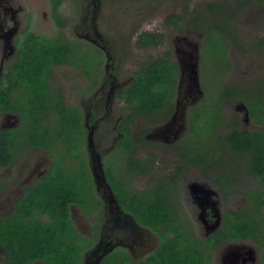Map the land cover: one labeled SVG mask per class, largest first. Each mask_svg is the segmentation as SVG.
Returning a JSON list of instances; mask_svg holds the SVG:
<instances>
[{
    "label": "flooded vegetation",
    "instance_id": "af4514ba",
    "mask_svg": "<svg viewBox=\"0 0 264 264\" xmlns=\"http://www.w3.org/2000/svg\"><path fill=\"white\" fill-rule=\"evenodd\" d=\"M195 3L0 0V134L16 142L10 163L0 165V217L10 216L27 192L66 187L82 206L68 204L72 234L61 238L76 248L79 264H104L122 253L126 264H138L159 250V234L170 240L172 232L182 246L204 244L209 264H225L223 255L231 254L235 264H264V206L246 208V192L256 191L260 179L245 170L248 152L236 151L230 137L223 145L215 141V134L264 131V80L257 75L264 72V0H234L224 11L213 1L201 10ZM212 5L216 13L209 12ZM39 16L49 33L39 30ZM216 29L222 41L214 46ZM142 38L153 41L142 47ZM177 38L185 49L188 41L197 44L199 56L202 50L213 56L220 47L227 62L219 68L237 79L220 81L216 92L204 93L200 84L198 94L185 78L179 82L178 71L168 108L129 111L121 93L128 92L133 74L167 53L176 63ZM166 42L169 51L144 56ZM38 47L48 54L56 48L40 66ZM199 106L202 117L212 119L209 127L198 118ZM117 186L161 196L168 215L155 231L119 204ZM236 222H248L254 234L229 237ZM6 257L1 247L0 264Z\"/></svg>",
    "mask_w": 264,
    "mask_h": 264
},
{
    "label": "trees",
    "instance_id": "16d2710c",
    "mask_svg": "<svg viewBox=\"0 0 264 264\" xmlns=\"http://www.w3.org/2000/svg\"><path fill=\"white\" fill-rule=\"evenodd\" d=\"M217 10L216 5L209 7V12L216 13ZM214 17L219 18L221 14L214 15ZM204 20L205 17L199 19V21ZM216 33H218L217 29L213 35L214 46L222 41ZM152 41L148 42L142 38L141 45L142 47L146 44L151 45ZM156 43L155 41L153 44ZM38 48L36 64L40 66L44 59L55 54L56 48H49L50 55L46 52V48ZM219 50H221L220 47ZM219 50L217 48L213 57L221 64L226 61V57L221 55ZM40 72L38 70V75ZM133 77L134 80L128 92L121 93V96L126 97L129 103V111L142 114L146 108L154 112L162 107L170 106L178 70L169 53L163 58L151 59L140 65ZM200 107L198 118L205 125L204 127H209L212 119L202 117L204 114H200L202 112ZM134 117L136 116H129V118ZM229 137L231 138L229 144L236 151L248 152L249 160L245 170L260 179L256 191L246 192V208L259 210L261 206H264V131L261 133L234 131L233 134L228 135L215 134L216 144L218 142L223 145L224 140ZM15 144L16 142H11L10 137L0 134L1 166L10 163L11 150ZM65 188L56 189L54 185H49L48 188L41 187V190L34 191L32 194L27 192L16 202L10 216L0 217V248L2 247L7 252L5 264H79L76 248L74 246L65 247L61 237L72 234L68 204L76 203L79 207L82 204L72 194L74 190L65 193ZM145 193L136 189L126 193L117 186L116 198L126 211L133 214L137 223L155 231L156 226L167 217L168 209L160 195L151 193L144 196ZM95 201L98 205L100 204L98 199L95 198ZM34 213L41 216L36 215L35 217ZM233 215L238 216L237 213ZM253 234L254 228L248 222H236V225L230 229L229 237L245 238ZM172 235L173 238L169 240L165 234H159L162 240L159 250L138 264H209L210 257L204 244L195 242L194 246L191 243L182 246L179 244L178 234L172 232ZM127 262V255L122 253L117 257L108 256L104 264H126Z\"/></svg>",
    "mask_w": 264,
    "mask_h": 264
},
{
    "label": "rangeland",
    "instance_id": "374dc122",
    "mask_svg": "<svg viewBox=\"0 0 264 264\" xmlns=\"http://www.w3.org/2000/svg\"><path fill=\"white\" fill-rule=\"evenodd\" d=\"M170 1V3L179 5L183 4L185 7H189L192 5V2H196L195 4L198 6V8L201 10V6L205 4V1H213L214 3H217L220 5V7L223 8V11L225 7H228L229 9L232 7L230 3L234 0H167ZM40 2V1H39ZM44 4L42 2L39 3V8L38 10L44 9ZM42 20L40 19V16L38 18V23H39V30H42L46 33H49L48 29L43 28L41 25ZM240 35L236 34L234 35V39H239ZM232 38V39H233ZM170 43L166 42L163 46L159 48H154L148 51L144 56L147 57H154V56H159L162 55L164 52L163 49L169 51L171 46H168ZM229 44L233 47V50L231 49V53L233 56H230V60L233 62L234 65L237 64L238 61V55L236 52V44L233 42V40L230 39ZM219 61L215 59L211 54L205 50L200 51V56H199V74H200V84L202 86V89L204 93L207 92H216L219 90V83L220 81H230V80H235L237 79L238 75L233 73H230L229 75L225 72L223 73L221 69L219 68ZM257 75L261 76L258 77L260 80H264V72H259ZM138 184L141 186L142 182H138Z\"/></svg>",
    "mask_w": 264,
    "mask_h": 264
},
{
    "label": "water",
    "instance_id": "95a60500",
    "mask_svg": "<svg viewBox=\"0 0 264 264\" xmlns=\"http://www.w3.org/2000/svg\"><path fill=\"white\" fill-rule=\"evenodd\" d=\"M184 43L185 40L182 38H177L176 41H174V53L179 71V82L185 78L188 81L189 88L195 89L198 94H201L199 79V47L192 41H188V48L185 49L183 46ZM93 162V171L94 176L96 177L95 182L98 184L103 180L98 173V171L101 170V164L98 158L95 160L93 159ZM110 199H114L113 196H110ZM128 217L129 222L136 226V222L130 216ZM98 250L99 249H95L92 253L97 254ZM102 256L103 254L96 255V262L99 261ZM223 261L225 264H235L234 254H231L230 256L223 255Z\"/></svg>",
    "mask_w": 264,
    "mask_h": 264
}]
</instances>
